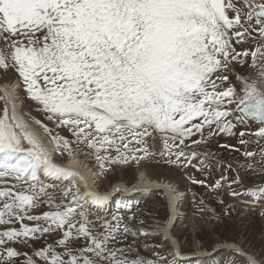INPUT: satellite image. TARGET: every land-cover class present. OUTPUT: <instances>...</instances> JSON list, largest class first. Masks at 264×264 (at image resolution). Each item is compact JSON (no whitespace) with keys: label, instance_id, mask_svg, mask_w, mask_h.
<instances>
[{"label":"snow or ice","instance_id":"snow-or-ice-1","mask_svg":"<svg viewBox=\"0 0 264 264\" xmlns=\"http://www.w3.org/2000/svg\"><path fill=\"white\" fill-rule=\"evenodd\" d=\"M0 71L43 117L3 100L0 264H169L140 255L147 231L91 217L106 197L65 155L101 172L155 155L219 164L214 183L191 182L264 203V0H0Z\"/></svg>","mask_w":264,"mask_h":264},{"label":"rangeland","instance_id":"rangeland-1","mask_svg":"<svg viewBox=\"0 0 264 264\" xmlns=\"http://www.w3.org/2000/svg\"><path fill=\"white\" fill-rule=\"evenodd\" d=\"M0 81L11 84L16 82L19 87L18 98L23 103L24 110L31 111L32 115L38 119H43L33 110L32 102L26 98L16 73L0 71ZM2 108L3 97L0 95V110ZM218 141L219 144L237 143L235 138L227 136H221ZM211 151L216 153L217 161L224 164L232 162L235 167V153L218 148L216 141H213ZM78 157L90 164L97 173L95 183L99 191L107 189L120 180L126 185L133 183L138 171H145L152 179L169 181L175 189L182 190L186 194L182 197L181 208L186 213L185 222L173 229L172 235L183 253L194 252L197 249L208 251L217 244L233 243L257 263L264 264V216L261 215V212H264V203L246 196L234 198L229 194L230 189L227 185L213 190L191 182V178L194 177L198 180H207L210 184L214 183L222 173L219 164H214L211 169H205L202 173L194 167L180 168L166 163L164 157L155 155L139 160L130 159L127 163L113 164L101 172L91 157L85 154ZM66 158L65 155L57 160L63 161ZM225 174L229 179L234 176V173ZM259 182V180L250 181L245 177L246 184ZM116 198L108 213H100L101 211L96 213L94 209L89 208L91 217L106 220H112L114 216L119 217L130 227L148 232L150 224H161L167 218V202L160 192L139 199L126 200L123 194L117 195ZM137 240L141 256L154 259L155 253H159L168 258L169 264H183L174 263L173 249L163 243L159 236L151 237L149 233L146 237L138 236ZM217 252L215 258L200 264H249L248 260H244L236 252L225 250Z\"/></svg>","mask_w":264,"mask_h":264},{"label":"bare ground","instance_id":"bare-ground-1","mask_svg":"<svg viewBox=\"0 0 264 264\" xmlns=\"http://www.w3.org/2000/svg\"><path fill=\"white\" fill-rule=\"evenodd\" d=\"M18 90L19 87L17 86L16 82L11 84L0 81V95L3 97V100L6 99L7 96H10L15 102L18 111L27 112L24 110L23 103H21L20 98H18ZM34 130L37 131L38 134L45 140L46 143H49V146L51 147L48 137L43 133V131L35 126ZM57 162L61 163L65 167H77L78 171L87 181L88 187L91 189V191L97 193L100 196L106 197V199L99 204H91V201L89 202L91 205L90 209L92 208L94 209L93 211H97L98 213L100 211V213H108L111 210L113 203L117 199V195L120 194H123L126 200L131 198L139 199L142 197H148L156 192L163 194L168 206L167 218L161 224H150V230L147 232L150 233L151 237L159 236L163 243L167 244L173 249L174 263L189 264L196 262L200 264L204 261L215 258V254L218 253L217 251L220 252L221 250L236 252L241 258L246 261L248 260L249 262L250 260H254L249 254L244 253L236 244L233 243L217 244L214 246V248L208 251L197 249L194 252L183 253L180 250L177 240L173 237L172 231L173 229L177 228L179 224H184L185 222L186 213L181 208L183 203L182 197L186 194L182 190L175 189L169 181L166 182L165 180L152 179L147 176L145 171H138L133 183L126 185L124 181L120 180L114 182L107 189L99 191L98 185L95 183L97 173L84 159L76 157L74 165L68 157L63 161L57 160ZM77 183L81 184V188L83 190L82 182L77 180ZM256 264L259 263L256 262Z\"/></svg>","mask_w":264,"mask_h":264},{"label":"clouds","instance_id":"clouds-1","mask_svg":"<svg viewBox=\"0 0 264 264\" xmlns=\"http://www.w3.org/2000/svg\"><path fill=\"white\" fill-rule=\"evenodd\" d=\"M186 196V195H185Z\"/></svg>","mask_w":264,"mask_h":264},{"label":"water","instance_id":"water-1","mask_svg":"<svg viewBox=\"0 0 264 264\" xmlns=\"http://www.w3.org/2000/svg\"><path fill=\"white\" fill-rule=\"evenodd\" d=\"M169 217V216H168Z\"/></svg>","mask_w":264,"mask_h":264}]
</instances>
